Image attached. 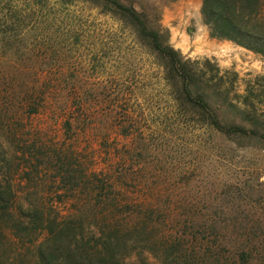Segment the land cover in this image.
<instances>
[{
    "label": "rangeland",
    "instance_id": "rangeland-1",
    "mask_svg": "<svg viewBox=\"0 0 264 264\" xmlns=\"http://www.w3.org/2000/svg\"><path fill=\"white\" fill-rule=\"evenodd\" d=\"M118 1L134 7L187 61L191 91L225 125L260 135L201 128L197 113L175 103L162 60L132 25L94 0H0V77L12 99L8 121L15 125L22 118L50 141L70 143L77 136L81 149L93 151L96 165L109 164L114 172L122 155L131 174L187 171L193 195L207 200L213 190L214 202L233 206L219 198L227 185L264 182V74L249 57L255 52L212 37L202 0ZM35 89L45 93L46 103L39 105L42 113L30 116L25 97ZM34 102H42L40 94ZM71 115L67 131L63 122ZM245 201L236 205L249 207ZM30 257L27 248L0 235V259L30 264ZM128 264L162 263L132 255Z\"/></svg>",
    "mask_w": 264,
    "mask_h": 264
},
{
    "label": "trees",
    "instance_id": "trees-1",
    "mask_svg": "<svg viewBox=\"0 0 264 264\" xmlns=\"http://www.w3.org/2000/svg\"><path fill=\"white\" fill-rule=\"evenodd\" d=\"M94 1L136 29L162 60L175 103L185 113H197L201 128L260 135L252 128L225 125L204 98L193 94L187 61L134 7L118 0ZM202 2L212 37L264 57V0ZM5 81L0 77V235L27 248L30 264H128L132 255L142 261L152 255L162 264H264L263 181L227 185L219 198L233 202L228 207L214 202L218 193L213 190L207 200L193 195L187 171L131 174L126 155L118 172L109 164L99 167L93 151L77 145V136L69 137L70 143L50 141L22 118L12 125ZM35 94L41 103L34 102ZM45 97L40 89L27 94L30 116L42 113ZM74 119L71 115L63 122L67 131ZM240 200L250 206L236 205ZM69 201L73 205L65 207ZM0 264L16 263L0 259Z\"/></svg>",
    "mask_w": 264,
    "mask_h": 264
},
{
    "label": "crops",
    "instance_id": "crops-1",
    "mask_svg": "<svg viewBox=\"0 0 264 264\" xmlns=\"http://www.w3.org/2000/svg\"><path fill=\"white\" fill-rule=\"evenodd\" d=\"M249 57L251 58V60H254V66H256L258 68V72L264 74V58L256 55L255 53L249 52ZM248 61H246L245 63H247ZM253 66V65H251Z\"/></svg>",
    "mask_w": 264,
    "mask_h": 264
}]
</instances>
